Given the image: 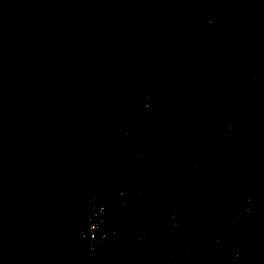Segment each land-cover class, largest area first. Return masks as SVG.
Masks as SVG:
<instances>
[{"label": "trees", "instance_id": "obj_1", "mask_svg": "<svg viewBox=\"0 0 264 264\" xmlns=\"http://www.w3.org/2000/svg\"><path fill=\"white\" fill-rule=\"evenodd\" d=\"M202 1L0 0V264H264V0Z\"/></svg>", "mask_w": 264, "mask_h": 264}, {"label": "built area", "instance_id": "obj_2", "mask_svg": "<svg viewBox=\"0 0 264 264\" xmlns=\"http://www.w3.org/2000/svg\"><path fill=\"white\" fill-rule=\"evenodd\" d=\"M123 194L124 192L120 191L119 194L112 195L107 203L100 200L97 195H92L90 197L89 204L91 213L88 214L85 222L87 229L81 232V236L84 242L87 243L90 252H94L98 244L106 239L110 233H115V231H105L99 234V230L101 229L102 220L109 207H116L117 200H119ZM121 204H123V201H121ZM179 224L180 222L176 220V225Z\"/></svg>", "mask_w": 264, "mask_h": 264}, {"label": "rangeland", "instance_id": "obj_3", "mask_svg": "<svg viewBox=\"0 0 264 264\" xmlns=\"http://www.w3.org/2000/svg\"><path fill=\"white\" fill-rule=\"evenodd\" d=\"M208 1H209V0H203L202 3L198 5L197 10H203L204 7H205V4H206ZM199 13H200L199 17L202 18V13H201V11H200ZM203 46H205L204 43H203ZM145 106H146L148 109H150V111H151V113H152V116H153V115H156V114H157V111H159V108H161V104H160V103L157 104V105H155L154 107H151V100H150V98H147V99H146ZM105 261H107V260H105ZM107 263H108V264H113V260H112V261L110 260V261L107 262Z\"/></svg>", "mask_w": 264, "mask_h": 264}]
</instances>
